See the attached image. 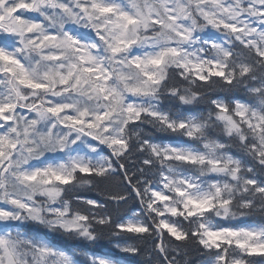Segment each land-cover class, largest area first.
<instances>
[{"label":"snow or ice","instance_id":"6c2138e0","mask_svg":"<svg viewBox=\"0 0 264 264\" xmlns=\"http://www.w3.org/2000/svg\"><path fill=\"white\" fill-rule=\"evenodd\" d=\"M0 264H264V0H0Z\"/></svg>","mask_w":264,"mask_h":264},{"label":"trees","instance_id":"16d2710c","mask_svg":"<svg viewBox=\"0 0 264 264\" xmlns=\"http://www.w3.org/2000/svg\"><path fill=\"white\" fill-rule=\"evenodd\" d=\"M157 137H160L161 134H155ZM109 246V242H108V239L107 238H104L102 241L99 242V247L104 249V250H107Z\"/></svg>","mask_w":264,"mask_h":264}]
</instances>
